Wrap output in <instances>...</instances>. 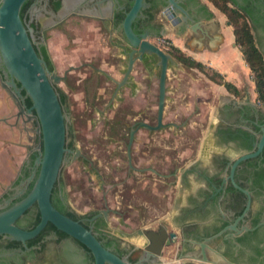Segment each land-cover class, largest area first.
Instances as JSON below:
<instances>
[{"label": "rangeland", "instance_id": "rangeland-1", "mask_svg": "<svg viewBox=\"0 0 264 264\" xmlns=\"http://www.w3.org/2000/svg\"><path fill=\"white\" fill-rule=\"evenodd\" d=\"M203 1L215 12L214 17L226 18L211 1ZM46 38L54 70L60 76L56 85L67 96L66 141L71 140L80 152L75 159L68 154L59 173L68 206L80 215L108 209L107 228L129 245L143 243L136 231L144 227L163 224L177 232L172 221L188 193L181 180L200 150L207 124L214 119L221 96H214L210 83L218 84L220 78L205 64L203 69H191L171 52L173 61L180 65H168L165 126L155 131L141 128L134 134L130 167L126 154L129 126L136 120L155 124L159 67L146 71L140 63L134 64L131 85L121 87L111 99L116 86L113 80H121L126 59L110 44L106 29L90 19L68 18L48 30ZM238 75L247 81L237 94L257 100L252 72L245 61ZM6 99L9 109L2 103ZM14 113L10 96L0 86L1 146L9 147L8 122ZM197 162L202 165V161ZM187 178L194 180L192 174ZM5 186L0 185V193ZM172 248L176 244L163 250L161 260L180 264L169 258L167 250Z\"/></svg>", "mask_w": 264, "mask_h": 264}, {"label": "flooded vegetation", "instance_id": "flooded-vegetation-1", "mask_svg": "<svg viewBox=\"0 0 264 264\" xmlns=\"http://www.w3.org/2000/svg\"><path fill=\"white\" fill-rule=\"evenodd\" d=\"M177 1L187 10L189 18L179 19L175 21V25L170 23L165 14L166 0H145L146 7L140 11V17L132 22V30L135 34H145L150 42L172 56V61L168 65L173 62V55L171 54V52H175L173 48H178L181 51L174 42L175 37L182 39V45L187 50L203 51L210 49L212 42L206 36L201 33L194 34L188 29L191 23L200 22L201 24L212 25L214 27L213 34H220V23L214 18L213 12L203 0ZM65 2L68 3L69 8L74 13H70L68 17L58 22L54 14L59 15L64 10ZM132 2L133 0H111L110 3L108 0L105 2H102V0H30L26 10V21L30 18V25L34 27L36 50L40 51L41 47H44L47 53L46 33L48 30L59 27L68 18H83L98 22L100 28L107 30L110 36V44L123 53L127 67L128 52L131 47L122 33L121 22ZM233 2L230 6L234 7L237 13L243 15L239 19L241 22L245 20L248 24L254 43L264 57V0H233ZM57 4L58 7H56ZM77 5L80 7L78 10H76ZM39 16H42V20H39ZM226 26L232 27L227 17ZM134 56H137V54H134ZM185 56L200 62L189 55ZM157 62L158 58L154 54H144L142 59H136L134 64L140 63L142 68L147 71L149 67L158 66ZM53 71H55L54 66ZM0 76L3 77L2 68H0ZM129 76L123 86L131 85ZM113 81L115 83V80ZM237 91L231 92V96L220 98L215 107L214 119L210 120L206 126L207 132L209 131L208 135L220 147V153L211 156V168L208 169L197 161L190 163L186 167L187 174L181 180L188 193L183 204L177 207L179 213L172 221L177 229L178 237L176 241L172 242L174 246L176 244V248L168 249L167 254H170L169 258L173 261L191 251L190 242L192 240L203 241L204 238L231 225L246 205V200L244 204L242 203L243 208H241L242 204L238 202L239 193H243L228 180L222 186V179L228 175L229 167L240 154L251 153L256 150L252 143L259 139L262 129H264V107L256 100H252L249 95L240 97ZM62 108L65 113V106ZM16 118H23L25 121L24 116ZM141 122L146 121H134L129 126V133L130 130H134L135 134L141 128L147 129L145 126L140 125ZM36 138L37 145L38 135ZM35 152L36 150L33 149L31 154ZM28 162L29 159L25 166L29 167L32 172L36 168L28 165ZM152 171L154 172V170ZM21 172L18 177L22 176ZM189 174L194 176L193 183L187 178ZM26 178L19 180L20 185L19 183L15 184L14 181L10 188H6L0 193V211L26 195L28 192L27 186L30 183H24ZM234 179L240 187L248 190L251 196L250 208L244 221L238 222L237 227L239 229L245 225L258 227L253 231L243 230L242 233L236 235L234 241L229 238L222 239L232 233L226 230L223 232L222 237L214 242H221L224 246L222 253L237 264H264V145L256 156L245 159L237 165L234 171ZM193 184L194 187L191 190ZM16 186H18L17 189ZM220 187L223 190L217 191ZM21 191L22 193H20ZM57 194L60 200L64 201V191L59 187L57 188ZM212 195L218 199V206L210 200L209 197ZM243 195L245 196V194ZM208 198L209 200H207ZM6 200L9 201L7 205L5 204ZM34 205L35 203L27 209L29 211L26 210L15 221L18 227L28 229L31 226L36 215ZM209 216L213 219L211 223L214 224L213 226L206 224V221L210 219ZM89 226L91 229L93 228V224ZM162 226L168 230L167 226L163 224H158L151 229L159 231ZM215 228H218V230L214 231ZM168 232L170 231L168 230ZM59 235L48 225L41 238L32 244H28V242L33 238L26 240L24 245L22 242L12 241L0 236V264H87L85 259H87L88 254H86L85 248L72 237L68 235L59 237ZM128 238L131 240L130 237ZM142 240L144 242V239ZM49 243L53 244L52 248L48 247ZM141 246L129 245L122 241L118 248L111 244L108 249L121 253V257L129 256L130 260L134 261L136 259L134 256L141 255ZM166 248L164 247L162 251ZM120 250H123V252H120ZM181 264H192V262L186 259Z\"/></svg>", "mask_w": 264, "mask_h": 264}, {"label": "water", "instance_id": "water-1", "mask_svg": "<svg viewBox=\"0 0 264 264\" xmlns=\"http://www.w3.org/2000/svg\"><path fill=\"white\" fill-rule=\"evenodd\" d=\"M27 0H0V86L7 92L16 106V117L24 116L26 122L35 121L34 132L38 135L39 141L35 146L37 156L34 158L33 167L36 169L24 180V183L32 181V186L26 195L0 211V236L7 239L25 243L26 240L37 236L47 223L52 224L57 230L65 233L79 242L87 249L92 257L93 264H168L163 262L162 249L168 247L176 241L178 233L170 231L162 226L159 231L151 228H141L136 234L147 238L148 242L142 243L141 255L134 256L136 259L131 261L129 256H118L108 248L104 247L92 232L91 227L83 226L78 220H74L58 211L50 201L51 191L57 181L61 166L68 160L67 155L73 154L72 159L80 155L78 149L75 151L66 147V116L60 105L58 94L54 86L60 81V76L55 71H49L44 59L38 55L34 48L35 34L34 27L30 25V18L25 21L20 17V10ZM106 0H102L105 2ZM110 3L111 0H108ZM63 11L54 14L58 22L68 17L74 11L69 8L68 3H64ZM145 0H133L131 7L125 13L121 22L122 33L131 47L128 52L127 67L121 80H115V94L120 87L126 84L127 78L132 70L136 59L141 60L143 55L154 54L158 58V94H157V115L156 124L150 125L141 122L148 130L155 131L163 128V110L166 95V76L168 64L172 61V56L150 42L145 34L137 35L132 30V22L140 17V11L146 7ZM34 7V5H33ZM80 7L77 5L76 10ZM165 14L172 25L179 19L189 18V14L177 0H166ZM169 13V14H168ZM177 15V16H176ZM188 29L194 34L201 33L206 36L212 45L211 49L222 41L221 34H213L212 25L193 22ZM137 54V56H134ZM22 91L24 93H22ZM25 98H29L31 105L26 106ZM175 125V124H174ZM134 130H130L129 140L126 146L129 166L131 165L130 147L133 142ZM254 152L240 154L229 167V172L222 179V186L228 180L235 188L240 190L246 196V205L239 217L231 224L224 227L217 233L206 237L203 241L192 240L188 253L179 256L176 260L183 263L186 259L194 261L196 264H237L228 259L217 247L214 242L222 237L224 231L229 230L232 233L223 240L229 238L235 240L237 234L245 231H253L258 226L237 227L238 222H243L251 205V196L248 190L240 187L234 179V171L237 165L248 158L256 156L264 145V129L259 139L254 141ZM42 146V149L40 147ZM33 151V149H31ZM19 185L21 182H18ZM8 185L6 188H10ZM18 186H16V189ZM223 190L222 187L217 191ZM22 193V191L20 192ZM218 206L217 198L213 195L209 197ZM209 198L207 200H209ZM211 201V202H212ZM8 200L5 201L7 205ZM36 204L39 212V222L32 229H22L15 224V221L33 204ZM108 209H101L97 214L89 218L92 222L98 217L107 220ZM213 219H208L206 224L210 225ZM25 245V244H24Z\"/></svg>", "mask_w": 264, "mask_h": 264}, {"label": "crops", "instance_id": "crops-1", "mask_svg": "<svg viewBox=\"0 0 264 264\" xmlns=\"http://www.w3.org/2000/svg\"><path fill=\"white\" fill-rule=\"evenodd\" d=\"M210 10L213 14H215L212 9ZM214 18L220 23V34L222 35V41L216 46V49L210 48L203 51H193L184 48L182 45V39L179 37H175L174 42L181 49V52H183L184 55H189L212 68L215 72L220 74L224 80L230 82L239 91L247 81L244 78L245 76L240 78L238 75L239 66H241L242 62H244L240 47L235 44L232 27L226 26V18H220L217 16ZM178 62L173 61L170 65L173 68H177L180 65ZM191 69L196 70V67ZM236 79L238 81H236ZM210 88L212 89L214 96L216 95L224 98L231 96L230 92L222 84L211 82ZM2 103L8 106V109L11 107L9 105V99L4 100ZM182 109L185 110V107ZM15 114L16 113L9 117L8 122L9 127L7 132L10 139V143L8 144L9 147L7 145L1 146L0 144V185L2 184L3 186L7 185V182L12 184L18 178L22 168L25 167L29 157L31 156V149H34L36 146V135L34 132L33 121L26 122L23 118L18 119L15 117ZM208 134L209 131L207 132L206 129L202 138L200 150L198 151L195 159L190 163L202 161V166L210 169L211 156L213 154L220 153V147L212 141ZM205 139L207 140L206 145ZM191 182L193 183L194 181ZM193 187L194 184L192 185L191 190H193ZM208 218L211 219V216ZM213 225L214 224H210V226ZM139 245H142V243ZM216 245L221 252L224 251V246L221 242L216 241ZM191 262L192 264H196L194 261Z\"/></svg>", "mask_w": 264, "mask_h": 264}, {"label": "trees", "instance_id": "trees-1", "mask_svg": "<svg viewBox=\"0 0 264 264\" xmlns=\"http://www.w3.org/2000/svg\"><path fill=\"white\" fill-rule=\"evenodd\" d=\"M212 2V4H214V6H216L220 12H222L227 19L230 21L232 27H233V34L235 37V43L236 45H239L240 47V51L242 53V57L244 59V61L246 62V64L248 65L249 70L252 72V77H253V82L255 85V92L257 93V100L258 103H262L264 105V57L262 55V53L258 50V48L256 47L255 43H254V38L253 35L251 34L250 28L248 27V24L246 23L245 20H242V22L240 21L239 17L243 16L240 13H237V10L230 6L231 3H234L233 0H209ZM30 0H27L24 2V4L21 7L20 10V17L22 19H24L26 21V10L28 7ZM56 7H58V4L56 5ZM34 48L36 50V46L34 45ZM174 51L177 54V60L179 62H181L184 65H187L189 67H196L198 69H203L204 68V64L194 61L192 60L190 57L185 56L178 48H173ZM36 52L38 53L39 56H41L45 63L46 66L48 68L49 71H53V65L52 62L49 58L48 53L46 52V49L44 47H41V50L38 51L36 50ZM214 73L217 74V76L220 78V81L218 82L219 84L224 85V87L227 90H232V91H237V89L228 81L221 79V75L218 74L217 72L214 71ZM57 94H58V99L60 102V105L63 107H66V103H67V96L65 94V92L59 88L57 85L54 86ZM22 93H24L22 91ZM25 103L26 106L29 107L31 105V101L29 98H25ZM63 109V108H62ZM66 147L70 148L71 150L75 151L76 148L73 144V142L71 140L66 141ZM40 149H42V146L40 147ZM37 156V152L31 154V156L29 157V162L28 165H33V161L34 158ZM38 172V168L36 169L35 175L36 176ZM22 176L18 177L15 180V184L19 182L20 179L28 177L31 174V170L29 167H24L22 168ZM32 186V181L28 184L27 186V191L30 190ZM61 188L64 191V184L63 182H61L60 177H58L57 181L54 184V187L51 191V195H50V201L52 203V205L61 213L67 215L68 217L74 219V220H78L83 226L85 227H90L89 225L93 224V228L91 229L92 232L95 234L96 238L101 242V244L108 248L111 244H114V246L116 248H118L122 242V240L109 232L108 228H107V221L104 220L103 217H98L96 220H94V222H90L88 219L91 218L92 216H94L95 214H97L99 212V210H95V211H90L87 212L85 214H77L74 210H72L68 204H67V199H66V195L64 192V201H61L60 198L58 197L57 194V188ZM240 196H238V202L239 204H244L245 203V196L243 194H240ZM243 204L241 205V208H243ZM35 209V218L31 224V226L28 229H32L33 227H35V225L39 222V212L37 209L36 204L33 206ZM29 211V210H27ZM50 226L51 229L55 230L57 233H59V237H66L67 235L59 230H57L52 224L47 223V226ZM36 236L34 237L32 240H30L28 242V244H32L35 243V241H37V239L41 238V235L44 233V231L46 230V227ZM99 228H103V229H99ZM218 228H215L214 231H217ZM10 240V239H9ZM14 241V240H12ZM86 250V254H88L86 256L87 259H85L87 261V264H93V257L91 255V253ZM115 254H117L118 256H121V253L116 252V251H112ZM120 252H123V250H120ZM84 261V262H86Z\"/></svg>", "mask_w": 264, "mask_h": 264}, {"label": "bare ground", "instance_id": "bare-ground-1", "mask_svg": "<svg viewBox=\"0 0 264 264\" xmlns=\"http://www.w3.org/2000/svg\"><path fill=\"white\" fill-rule=\"evenodd\" d=\"M136 235H137V237L144 239V237H143V236H140V235H138V234H136Z\"/></svg>", "mask_w": 264, "mask_h": 264}, {"label": "clouds", "instance_id": "clouds-1", "mask_svg": "<svg viewBox=\"0 0 264 264\" xmlns=\"http://www.w3.org/2000/svg\"><path fill=\"white\" fill-rule=\"evenodd\" d=\"M144 239H145V242H148L146 237Z\"/></svg>", "mask_w": 264, "mask_h": 264}, {"label": "built area", "instance_id": "built-area-1", "mask_svg": "<svg viewBox=\"0 0 264 264\" xmlns=\"http://www.w3.org/2000/svg\"><path fill=\"white\" fill-rule=\"evenodd\" d=\"M181 264V263H180Z\"/></svg>", "mask_w": 264, "mask_h": 264}]
</instances>
